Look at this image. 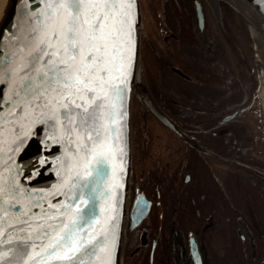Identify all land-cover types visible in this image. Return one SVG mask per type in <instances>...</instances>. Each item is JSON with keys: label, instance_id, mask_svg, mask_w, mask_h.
<instances>
[{"label": "water", "instance_id": "1", "mask_svg": "<svg viewBox=\"0 0 264 264\" xmlns=\"http://www.w3.org/2000/svg\"><path fill=\"white\" fill-rule=\"evenodd\" d=\"M245 2L264 19V0ZM223 4L244 18L248 30V21L255 24L229 0H189L201 35L209 28L207 7L223 25ZM66 7H57L48 0H4L0 10V251L12 258L13 264H73L49 253L51 245L66 231L62 230L63 224L78 217L87 204L91 223L79 232L82 246L79 252L67 254L77 255V264H124L133 182L134 99L146 108V114L154 116L181 139L187 142L191 139L160 107L146 76L142 57L145 31L142 0L113 6L128 12L124 31L130 36L119 38V53L108 49L114 58L108 65L111 85L122 87L123 91L108 87L106 107L97 127L99 136L93 132L89 140L86 132L74 130L79 117L69 123L60 107L64 103L60 96L69 89L51 83L48 78L42 80L45 72L52 77L48 71L51 66L46 65L48 57L34 59L40 48L50 54L59 50L61 55L52 59L62 58L65 41L57 43L53 32L67 18ZM104 7L85 5V15L91 16L92 8L102 11ZM118 18L124 19L119 14ZM250 37L256 52L259 42ZM89 50L86 46L85 51ZM69 63L75 65L78 61ZM124 74L127 82L121 85L118 78ZM252 107L253 103L222 122ZM144 200L138 196L131 228L148 213V205L143 208ZM77 204L78 207H69ZM191 247L195 261H201L196 243ZM89 250L91 253L86 254ZM66 251L57 247L61 256ZM4 264H9L8 259Z\"/></svg>", "mask_w": 264, "mask_h": 264}, {"label": "flooded vegetation", "instance_id": "2", "mask_svg": "<svg viewBox=\"0 0 264 264\" xmlns=\"http://www.w3.org/2000/svg\"><path fill=\"white\" fill-rule=\"evenodd\" d=\"M164 3L142 0L149 41L155 46L143 40V59L147 67L152 64L149 84L157 102L191 142L146 114L142 104L133 110V182L124 264H179L180 257L186 264H255L260 228L252 192L260 186L264 196V160L257 152L252 109L236 117H243L241 124L228 125L236 118L223 123L225 116L213 125L204 123L216 112L210 107L222 101L249 97L242 108L254 104L259 83L255 53L244 55L243 61L233 55L227 72L209 77L193 65L192 51L181 50L177 34L164 29L158 12ZM237 18H225L235 32L238 26L245 28ZM211 31L209 27L202 35L205 40ZM224 32L230 37L233 30ZM138 196L145 198L143 208L148 205L149 210L131 228ZM261 207L264 210V203ZM194 243L201 261L193 256ZM256 264H264V252Z\"/></svg>", "mask_w": 264, "mask_h": 264}, {"label": "snow or ice", "instance_id": "3", "mask_svg": "<svg viewBox=\"0 0 264 264\" xmlns=\"http://www.w3.org/2000/svg\"><path fill=\"white\" fill-rule=\"evenodd\" d=\"M48 3L55 4L57 7L67 6L65 8L67 18L62 21L59 29L53 32L57 43H60L61 39L65 41L63 54L60 60L54 61L53 56L61 55L59 50L50 54L46 49L40 48L34 59L38 61L41 56L48 57L46 65L51 66L48 71L52 72V77L49 78L45 72L41 79L48 78L51 83L69 89L67 94L60 96V100L64 101L60 104V107L64 109L63 116L69 120V123L79 117L74 130L86 132L87 138L91 140L93 132L99 136L97 127L106 107L108 87L115 88L117 92L123 91L122 87L111 85V69L108 65L113 63L114 58L109 55L108 49L111 48L114 53H119L121 45L119 38L125 34L130 36V33L124 31L128 12L113 6L132 5L135 4V0H48ZM85 5L105 7L102 11L99 8L90 9L91 16H88L85 15ZM118 14L124 19H119ZM106 28L108 31H105ZM95 41H102V43L96 44ZM86 46L90 49L89 51H85ZM94 53H101V55L97 56ZM69 61H78V63L73 65ZM120 69L123 70L122 64ZM118 79L121 85L127 82L126 74ZM60 100H57V103H60ZM74 199L78 200L79 197ZM73 206L78 207V204L69 207ZM90 223L88 205L85 204L78 217L71 218L69 223L63 224L62 230L66 229V231L58 236L56 244L51 245L52 251L49 255H56L57 259L77 264L79 257L70 256L67 253L80 251L82 245L79 232L84 225ZM57 247L67 250L63 256L58 254ZM90 253L91 250L86 254ZM5 259H8L9 264H13L12 258H7L6 253L0 251V264H4Z\"/></svg>", "mask_w": 264, "mask_h": 264}, {"label": "trees", "instance_id": "4", "mask_svg": "<svg viewBox=\"0 0 264 264\" xmlns=\"http://www.w3.org/2000/svg\"><path fill=\"white\" fill-rule=\"evenodd\" d=\"M161 2L164 0H160ZM165 7V25L164 29L169 32H174L177 34L179 42L181 44V50L183 52H193V65L195 67H200L206 75L209 77H213L215 74H218L222 71L227 72L230 68L231 56L234 55L236 60H244V55H248L254 51V46L250 37L249 32L246 31L247 36L245 38H241L238 36L237 32L234 31V26L229 22L225 21V18L228 19L229 14H234L238 17L241 22H243L245 29L248 30V26L244 18L239 15L235 10H233L229 6H224V23L223 25H216V29L221 30V36L213 34L210 39L205 40L203 36L199 33L197 25L195 23L193 13L190 9L189 0H167L164 3ZM233 30L232 33L229 32L230 37L225 35V30ZM143 40L145 44L148 42L151 44V48L155 49V46L149 41V35L147 29L145 28L143 34ZM228 53V54H227ZM216 62L221 63L220 66H213V63ZM223 62V63H222ZM144 63V59H143ZM145 64V63H144ZM217 64V63H216ZM227 74V73H226ZM204 76V75H203ZM139 104V101L135 99L134 105ZM212 106V97L210 100L209 107ZM214 107V108H213ZM216 106L210 107L215 109ZM137 110V109H136ZM138 116L136 113L135 120ZM254 196V201L257 205L256 217L259 226L258 232V258L256 260L261 261V254L264 252L263 247L264 243L262 240V235L264 236V210H262L261 205L264 203V196L262 195V188L260 186L256 187V189L252 192ZM179 252H181V243L178 240ZM261 243V244H260ZM180 257V256H179ZM255 260V264H256ZM254 261V259H253ZM179 264H186L185 260L181 257L179 258Z\"/></svg>", "mask_w": 264, "mask_h": 264}, {"label": "rangeland", "instance_id": "5", "mask_svg": "<svg viewBox=\"0 0 264 264\" xmlns=\"http://www.w3.org/2000/svg\"><path fill=\"white\" fill-rule=\"evenodd\" d=\"M164 1L166 2L167 0H164ZM222 6L224 7L226 5L223 4ZM158 12H159V14L161 16L160 20H161L162 24L165 25L166 24L165 23L166 19H165V16H164V14H165L164 5H159L158 6ZM214 16L215 15H214L213 10H211V8L207 7V19H208V22L210 23L209 27H210V29H212L211 33H213V31H214V34H216V35L220 34V36H221V32H220L221 30L219 28L216 29L218 26L215 28V26L217 24L218 25H220V24H219V22L216 20V18ZM144 20H145V27L147 29V27L149 28V24H148L149 21L147 22L146 19H144ZM236 20H237L236 22H238L240 19L237 18ZM248 24H249L250 36H252V38H254L255 40L260 41L261 38H260V34H259L260 33L259 29L256 27L255 24H253L250 21H248ZM244 29L245 28L243 26H242V28L240 26H238V31L237 32H238V36H240L241 38H245L246 37ZM229 55H231V54H229ZM230 57L232 58V56H230ZM254 61H255V65H257L258 68H259L260 76H259V83L257 85V96H256L254 104H253L251 115H252V120H253L252 123H253L254 129H255L253 134L255 136V141L257 143V152L261 156L262 160H264V65L262 64L263 61H262V57L260 55L259 47L257 48V50L255 52ZM216 63L215 64L213 63V66L218 67V66L221 65V63L218 64L219 62H216ZM143 65H144V69H145L148 81H150V84H151V81H152L151 77H152V72H153L152 64L149 67H147L144 63H143ZM156 78H157V76H156ZM135 99H137V98H135ZM249 99H250L249 97H244V99L239 98V99H233V100H229V101L226 100V102L222 101L220 106H216L215 107V109H216L215 111L216 112L215 113L214 112L210 113L209 120L205 121L204 123H207L209 121L210 125L215 124L216 122H218L224 116L225 117L229 116V115L233 114L234 112H236L237 110H239L240 108L244 107L245 103L247 101H249ZM182 103L184 104V106H190V105L186 104V102L184 100H182ZM140 106H141V103L139 102V104L136 106V109H139ZM134 109H135V106H133V110ZM242 118L243 117L236 118L235 120L229 122L228 125L241 124L242 123L241 122ZM199 121L202 122L201 119Z\"/></svg>", "mask_w": 264, "mask_h": 264}, {"label": "bare ground", "instance_id": "6", "mask_svg": "<svg viewBox=\"0 0 264 264\" xmlns=\"http://www.w3.org/2000/svg\"><path fill=\"white\" fill-rule=\"evenodd\" d=\"M216 1V0H214ZM234 5H236L238 8H240L242 11H244L256 24L257 28L259 29L260 34V41L259 42V49H260V55L262 57L263 65H264V19H262L258 14L252 9L251 6L245 0H229ZM4 0H0V10L3 5ZM140 74L138 75V83H140L141 78ZM142 82V81H141Z\"/></svg>", "mask_w": 264, "mask_h": 264}]
</instances>
